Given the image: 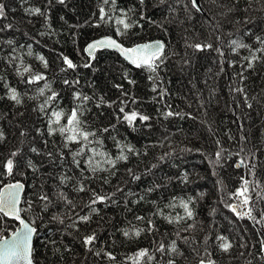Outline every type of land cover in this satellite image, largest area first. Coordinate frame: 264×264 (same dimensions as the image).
Instances as JSON below:
<instances>
[{"label": "trees", "instance_id": "obj_1", "mask_svg": "<svg viewBox=\"0 0 264 264\" xmlns=\"http://www.w3.org/2000/svg\"><path fill=\"white\" fill-rule=\"evenodd\" d=\"M3 2L7 18H0V132L4 135L0 165L11 152L19 149V154L16 174L0 179L4 184L20 181L25 185L21 208H28L25 201L32 205L22 216L33 221L37 229L34 261L134 264L135 254L148 249L152 259L145 257L141 264H168L170 260L174 264H200L201 260L206 264L209 260L215 264H264V221L256 222L264 215V53L255 51L264 48V0H200L203 13L193 7L192 0ZM33 7L46 12L47 20L26 13L25 9ZM101 8L104 20L100 19ZM124 13L133 27L118 35L117 28L123 29L115 21ZM9 24L12 27L5 28ZM104 36L115 37L126 47L163 40L164 62L151 73L128 64L112 51H98L93 60L85 47ZM232 40L250 47L234 51ZM197 43L213 47L197 51L191 46ZM253 53L259 59L249 68L245 57L251 59ZM39 56L47 61V68ZM65 56L76 65L74 69L64 63ZM25 67L43 74L46 80L25 83L31 75L23 71ZM65 80L79 83L65 84ZM45 83L58 96L41 111L40 106L51 95L49 89L39 95ZM10 88L20 94V104L9 99ZM74 93L91 99L81 103L74 99ZM121 101L126 102L125 112L137 111L151 119H137L130 127L119 112ZM77 105L83 110L80 119L84 127L95 131L102 141L90 147L107 154L96 157L101 167L97 172L86 163L91 152L76 158L80 161L77 168L72 153L80 146L71 143L65 147L59 133L48 134L51 112L70 114ZM168 111L180 115L166 116ZM65 122L66 118L62 119L61 123ZM104 128L109 131L102 132ZM33 147L39 154L31 151ZM121 148L127 160H116ZM221 149L217 165L215 154ZM237 152L239 157L234 155ZM109 158L116 160L114 167L103 162ZM240 158H245L249 167L255 165V175L248 168H235ZM28 160L35 170L28 167ZM80 169H85L83 174ZM3 171L0 166V173ZM133 175L140 179H133ZM61 176L71 179L61 184ZM82 177H87L83 179L85 191L79 192L76 189ZM241 177L252 182L251 207L256 220L241 218L227 207L239 203L232 193L240 187ZM90 189L115 195L93 205L98 212L91 213L88 223L69 227L77 213L89 214L85 205L92 198ZM41 191L52 201L47 210L38 199ZM58 191L73 201L74 210L57 198L54 193ZM189 198L194 213L191 219L180 203ZM54 215L59 219H53ZM178 216L185 218L175 222ZM169 219L174 222L169 223ZM17 228L15 221L0 216V235L10 236ZM137 229H143L139 236L132 234ZM93 231L98 239L89 250L83 237ZM124 231L130 235L126 237ZM173 241L176 252L171 250ZM224 243L231 244L227 251L221 247ZM161 244L163 252L157 250ZM107 253L115 259H109Z\"/></svg>", "mask_w": 264, "mask_h": 264}, {"label": "snow or ice", "instance_id": "obj_2", "mask_svg": "<svg viewBox=\"0 0 264 264\" xmlns=\"http://www.w3.org/2000/svg\"><path fill=\"white\" fill-rule=\"evenodd\" d=\"M26 2V0H25ZM59 3H64V0H58ZM105 3H108L109 0H104ZM141 3H143V0H140ZM164 0H161V3H163ZM48 3L51 4V0H48ZM192 5L193 7L197 8L199 10V6L197 4V0H192ZM6 4L3 2V0H0V18L6 19ZM26 13L29 15H39V16H44L47 20V14L46 12L42 11L40 7H33V8H28L25 9ZM100 19L104 20L105 19V12L104 9H100ZM116 24L121 25L123 31L121 28H117V34L121 35L124 34L127 30L133 27L132 23H129L127 20V14L124 13V15L121 18L116 19L115 21ZM12 25H5V28H11ZM0 31H3V29H0ZM257 40H260L259 37H257ZM9 44H12L13 41L9 40ZM261 43H264V41H261ZM231 45L234 46L233 50L235 51L236 49L239 48H249L250 45L243 44L239 42L238 40H232ZM194 47L197 51H204L206 49H210L213 46L211 44H200L197 43L195 45H191ZM102 48H115L120 51V53L127 59L131 64H133L137 68H145L151 73H156L157 70L159 69L160 65L163 64L164 62V48L165 45L162 41H154V42H148V43H143V44H137L133 47L130 48H125L122 44L118 43L116 40L112 39L111 37H105L97 41H93L92 43L88 44L87 47L85 48V52L88 53L89 57L92 59H95V52L97 49H102ZM217 52L221 56H223V52L220 51V49H216ZM255 51H259L261 53H264V48L257 49ZM43 63L44 67L47 68V61H45L43 56L38 57ZM64 63L67 65L68 68L74 69L76 65L72 62L71 59L68 57H63ZM245 59L248 60V67L251 68L253 66V62L258 60L259 57H257L254 53L249 59L248 57H245ZM84 67H91V64H85ZM25 73H30V77L25 80L24 82L27 84H34L38 83L39 81L46 80V77L41 74V73H32L31 68L25 67L23 69ZM63 71V69H62ZM127 75V74H125ZM0 79H3L0 77ZM149 79L152 80L154 79L153 76H149ZM65 84H77L79 81H73L70 82L68 80L64 81ZM129 83L134 84L135 81L129 80ZM117 87H121L120 85H117ZM49 89L51 91L49 85L45 83L44 87L39 89V95H44V90ZM156 86L152 88V91H156ZM237 91H242V89H236ZM9 99L14 101L16 104L21 103V98L20 94L17 92L15 88H10L9 89ZM163 92H161V96H163ZM127 95V93H125ZM58 96V93L51 91V95L48 96L44 104L40 106L41 111L45 109L46 105H50L51 102L56 101ZM74 99L81 101V103L89 101L91 97L87 95L81 96L80 93H74ZM101 103H103V97L100 98ZM135 102V101H133ZM112 103H115L113 101ZM121 107L119 108V112L123 114L122 119L128 123L130 127H134L135 121L139 119L141 122H145L151 119V117L147 115H143L141 113H138L137 111H131V112H125V106L126 102L121 101ZM111 106V105H109ZM251 107V105H248ZM83 114V110L80 105H77V107L73 108L70 112V114H66L63 111L59 110H54L51 112V118L49 121V128H48V134L49 135H55L56 133H59L63 138H64V146L68 147L69 144L74 143L79 145V149L77 151H74L72 153V159L73 163L76 165L77 168H80V161L77 160L76 158L78 156H82L85 154V152H91V156L88 157L86 163L88 165V168L91 169L92 172H97L98 170H101L100 167V162L96 160L97 156H106V153H100L97 152L95 147H90L93 144L100 145L102 141L97 139V133L95 131H89L87 130L84 125L82 120L80 119L81 115ZM173 115H180L179 113H173L172 111H168L166 113V116H173ZM66 118L65 123H61L62 119ZM117 119H121V117H117ZM55 125L56 127H53ZM113 128L115 127L114 125L112 126ZM102 132H108V128H104L101 130ZM21 135H24L22 132ZM4 139L3 132H0V141ZM242 139H245L242 137ZM219 144V141H217ZM45 144H47V141H45ZM127 147V150L129 152L134 151V149L131 146H125ZM32 152L38 153L39 150L35 147L31 149ZM224 150L221 149V151H218L216 155V160L215 163L217 165L220 164L222 152ZM241 152L244 151L243 148L240 150ZM19 154V149L16 151H13L10 153V155L2 162V166L4 171L0 173V177L7 175V176H14L16 174V169L18 168V163L16 161V157ZM49 157L52 156V153H47ZM237 157L240 156V152L235 153ZM127 156L124 155V149L121 148V154L116 157V160H127ZM163 159V157H161ZM116 160L113 159H105L103 162L112 165L113 167L115 166ZM27 165L30 168H34L31 160L27 161ZM235 168H248L249 173L252 175H255L254 173V167L255 165H252V167H249V164L246 162L245 158H240L234 165ZM153 168L156 167V165H152ZM81 174L85 171V169H80ZM129 172L131 173V169H129ZM66 179H71V177H65L61 176L60 177V183L63 184ZM83 179H87V177H82L79 181V187L76 189L79 192L85 191V186L83 183ZM133 179L139 180L140 176L133 175ZM184 179H187V176L185 175ZM242 183L239 188L236 189L235 192L232 193V198L235 200H238L239 203H233L227 205V207L230 208L231 211L236 213L238 216L243 218L244 216H247L249 219L256 220V217L252 215V198L250 195V185L251 181L244 179L241 177ZM106 182V181H105ZM257 187H259V182H256ZM25 188V185L21 183L20 181H15L12 183H7L4 184L3 180L0 179V216H5V217H10L16 221L19 222L20 227H18L15 231H13L10 236H2L0 235V264H34L33 262V237L37 233L36 227H34V222L33 221H26L22 216L21 213L25 211H29L31 209L32 202L31 201H25V203L28 204V208L22 209L20 207L21 204V194ZM43 188V185H41V189ZM254 190V189H253ZM92 193V198L89 200V202L85 205V207H88L90 212L89 214L85 215H77V219L73 221L69 227H76L77 223H88L91 219V213H96L98 212V209L93 207V205H96L98 203H104L108 200L112 199V196L115 195V193H112L111 195L105 193V194H100L95 192V190H91ZM117 191H123V189L117 188ZM57 195L58 199H62L66 201L67 204L72 205L73 210L75 209V205L73 204L72 200H69L62 191H58L54 193ZM132 193H128V195H131ZM261 198H264L262 196ZM38 199L43 203L44 208L43 210H47L49 204H51V198L47 192L41 191L38 193ZM115 201H113L114 203ZM181 207L184 210L185 216L188 219H191L194 215L193 210L190 208V204L192 203V199L189 198V200L184 201L181 200ZM240 209H247L246 211H239ZM185 217H176L175 222H179L180 220H183ZM53 219H59L57 216H53ZM138 220H143V217H136ZM261 221H264V215L261 216V220H256L257 223H260ZM174 221L172 219H169V223H173ZM60 223H63V220H60ZM150 227H154L152 225V222L149 221ZM79 230V229H77ZM141 231L143 229H137L135 230L132 234L135 236H139L141 234ZM126 237L130 235L128 231H124L123 233ZM179 235V234H178ZM98 237L95 231H93L91 234L85 235L83 237V244L85 245L86 248H89L95 244L97 241ZM219 239L224 240V237H220ZM262 244V250H264V241L261 242ZM222 249L224 251H227L230 247L231 244L229 243H224L221 245ZM158 251L163 252L164 251V245L161 244L160 248L157 249ZM172 252H176V243L175 241L172 242L171 246ZM97 255L100 254V252L96 253ZM109 259H115L111 255V253H107ZM147 257V259L151 260L152 256L149 255V250L148 249H141L139 250L134 257V264H141V261ZM168 264H174V261H169ZM200 264H205L204 260L200 261ZM207 264H215L214 261L209 260Z\"/></svg>", "mask_w": 264, "mask_h": 264}, {"label": "water", "instance_id": "obj_3", "mask_svg": "<svg viewBox=\"0 0 264 264\" xmlns=\"http://www.w3.org/2000/svg\"><path fill=\"white\" fill-rule=\"evenodd\" d=\"M197 4H198V6H199V11L203 12V9H202V6H201V3H200V0H197ZM105 37H111L112 39L116 40L118 43L122 44L117 38L112 37V36H104V37H100V38L95 39V40H93V41H97V40H100V39L105 38ZM93 41L89 42L88 44L92 43ZM154 41H162V42L164 43V45H165L164 52L166 51V43H165L163 40H153V41H149V42H154ZM146 43H148V42H146ZM88 44H87V45H88ZM142 44H143V43H142ZM87 45H86V47H87ZM122 45H123V44H122ZM123 46H124V45H123ZM86 47H85V48H86ZM124 47H125V48H130V47H126V46H124ZM104 50L112 51V52L117 53V54H118V55H119V56H120L125 62H127L128 64L134 66V65L131 64L127 59H125V57L120 53L119 50H117V49H115V48H102V49H97L96 52H95V55H96V53H97L98 51H104ZM85 53H86L87 56H89L87 52H85ZM93 60H94V59H93ZM134 67H135V66H134ZM21 183H22V182H21ZM24 191H25V188H24V190H23V192H22V194H21V204H22V200H23ZM21 204H20V207H21ZM21 216H22V213H21ZM22 217H23V216H22ZM6 218L9 219V220L15 221V222L18 224V227H20L18 221L14 220V219H12V218H10V217H6ZM23 218H24V217H23ZM24 219H25V218H24ZM25 220H26V219H25ZM26 221H27V220H26ZM35 237H36V235H34V237H33V249H34V241H35ZM33 262H34V264H37V263L34 261V259H33ZM205 264H206V263H205Z\"/></svg>", "mask_w": 264, "mask_h": 264}, {"label": "rangeland", "instance_id": "obj_4", "mask_svg": "<svg viewBox=\"0 0 264 264\" xmlns=\"http://www.w3.org/2000/svg\"><path fill=\"white\" fill-rule=\"evenodd\" d=\"M201 12V11H200ZM201 13H203V12H201Z\"/></svg>", "mask_w": 264, "mask_h": 264}]
</instances>
